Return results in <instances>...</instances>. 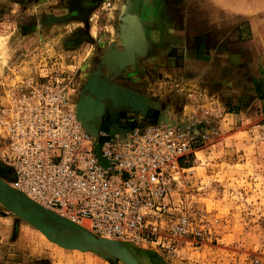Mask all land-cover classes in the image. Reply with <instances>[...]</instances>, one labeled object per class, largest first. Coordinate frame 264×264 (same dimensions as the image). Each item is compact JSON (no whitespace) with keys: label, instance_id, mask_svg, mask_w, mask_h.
Segmentation results:
<instances>
[{"label":"rangeland","instance_id":"obj_1","mask_svg":"<svg viewBox=\"0 0 264 264\" xmlns=\"http://www.w3.org/2000/svg\"><path fill=\"white\" fill-rule=\"evenodd\" d=\"M12 2L0 0V76L19 58L40 81L64 77L73 102L101 73L145 101L144 111L109 104L110 117L115 109L137 122L180 117L196 127L197 153L182 162L189 170L175 178L173 202L205 232L201 248L182 246L178 254L97 243L34 215L0 184L5 263L264 264V103L254 84L264 91V0ZM25 81L0 86V114L10 89ZM109 90L141 107L138 97ZM110 126H119L117 118Z\"/></svg>","mask_w":264,"mask_h":264},{"label":"built area","instance_id":"obj_2","mask_svg":"<svg viewBox=\"0 0 264 264\" xmlns=\"http://www.w3.org/2000/svg\"><path fill=\"white\" fill-rule=\"evenodd\" d=\"M68 90L62 76L10 89L0 114V168L9 171V186L101 239L170 254L201 248L204 226L173 202L175 178L189 170L182 162L197 153L196 127L155 117L93 136Z\"/></svg>","mask_w":264,"mask_h":264},{"label":"water","instance_id":"obj_3","mask_svg":"<svg viewBox=\"0 0 264 264\" xmlns=\"http://www.w3.org/2000/svg\"><path fill=\"white\" fill-rule=\"evenodd\" d=\"M123 59L125 61H129V56L127 54H124L123 55ZM99 80L106 81L105 79H103L101 77H93L91 80L88 81V83H87L86 87L84 88V90H87L88 86L90 85V83L92 81H99ZM106 82H108V81H106ZM110 85L114 86L120 92H124L123 94H132V95L137 96L141 100V107H139V106L136 107V106H131V105H123V104L115 105L111 99L107 101L106 106H107L108 103H111V105L114 108H120V107L129 108L132 111H144L145 110V108H146L145 107V101H144V99L142 97H140L139 95H137V94H135V93H133L131 91L121 90L120 87H118V86H116V85H114L112 83H110ZM105 111H106V107H105ZM105 111H104V114L99 119H97L95 121L86 120L78 112H77V116H78L79 120H81L83 122V125L90 131V133L93 136H96L98 134L100 125H101L103 117L105 115ZM161 119L166 121L167 117H162ZM116 132H118V130H117V127L114 126L112 128V133H116ZM97 153L100 155L99 148L97 149ZM8 174H9V171H7L5 169L1 171L0 178H2L1 179L2 182L0 184H3V187L7 190V192L10 194V196L12 197L13 200H15V201L21 200L24 203H26L27 206L31 208V211H32V213L34 215L43 216V218L51 219L52 222L62 224L70 232L77 233V234L83 233V234L90 235L93 239L97 240V243L106 242V243H111V244L118 245L119 247H121L123 245L122 243H120L118 241L98 238L94 234L89 232L88 230L84 229L83 227H81V226H79V225H77V224H75V223H73V222H71L69 220H66V219L62 218L59 215L55 214L54 212L49 211V210L41 207L37 203L31 201L24 194H22L21 192L13 189L12 187H10L7 184L6 179L8 177Z\"/></svg>","mask_w":264,"mask_h":264},{"label":"bare ground","instance_id":"obj_4","mask_svg":"<svg viewBox=\"0 0 264 264\" xmlns=\"http://www.w3.org/2000/svg\"><path fill=\"white\" fill-rule=\"evenodd\" d=\"M108 88L112 90L115 89V91L120 92L106 81H92L88 86L87 90H83L81 92L79 104L77 106V112L82 115V117L86 120L95 121L104 114L106 103L110 99L115 105L123 104L136 106V102H132L134 103L132 104L130 100L129 102L131 104H129V102H127L128 104L121 103V100H119L118 95L113 94L112 91H110ZM120 93L123 94L124 92ZM133 96L137 97L135 95Z\"/></svg>","mask_w":264,"mask_h":264},{"label":"crops","instance_id":"obj_5","mask_svg":"<svg viewBox=\"0 0 264 264\" xmlns=\"http://www.w3.org/2000/svg\"><path fill=\"white\" fill-rule=\"evenodd\" d=\"M10 2L14 3V2H12V0H10ZM25 10H27V9H25ZM18 59L19 58H17V61L11 65V68L9 71L8 70L5 71L4 72L5 74L0 76V86H2V88H4L5 86H8L9 84L7 85V83L14 82L16 80V78L22 77V76L27 78V80H30L28 78H32L36 81L42 80L41 78H43V77H41V73L38 71V69L36 67H32L33 69H31V71H29L30 69L22 67V65H20L21 62ZM98 77H101L103 79L105 78V76L101 73H98ZM112 118H113V120L115 118H117V114H113ZM112 128H113V126H111V129ZM5 249L8 250V248H6V247H5ZM0 264H6L5 260H4V256H2V254L0 255Z\"/></svg>","mask_w":264,"mask_h":264},{"label":"flooded vegetation","instance_id":"obj_6","mask_svg":"<svg viewBox=\"0 0 264 264\" xmlns=\"http://www.w3.org/2000/svg\"><path fill=\"white\" fill-rule=\"evenodd\" d=\"M76 14H78V13H77V12H72L70 15L74 16V15H76ZM83 90H84V89H83ZM83 90H82V91H83ZM82 91H80V92L76 95L75 99H73V103L75 104V107H77L78 104H79V95L81 94ZM109 104H111V103H108L107 106H106L105 115H104V117H103V120H102V123H101L100 127H104V126H106L108 123H111V122H113V121L115 120V119L113 120L112 116H113V114H117V111L114 109V111H112V113H111V117H110ZM118 114H119V113H118ZM118 114H117V121H118L119 124H123V123L126 122V121L134 122V121H135V118H136L135 115L130 114V113H126V114H124L123 117H122V116H121V117H120V116L118 117ZM151 117H153V115L150 116V118H151ZM122 118H127V120H121ZM120 120H121V121H120Z\"/></svg>","mask_w":264,"mask_h":264},{"label":"trees","instance_id":"obj_7","mask_svg":"<svg viewBox=\"0 0 264 264\" xmlns=\"http://www.w3.org/2000/svg\"><path fill=\"white\" fill-rule=\"evenodd\" d=\"M254 84H255V90L259 96V99L264 103V91L262 89L263 87L262 83H260L258 80H255Z\"/></svg>","mask_w":264,"mask_h":264}]
</instances>
